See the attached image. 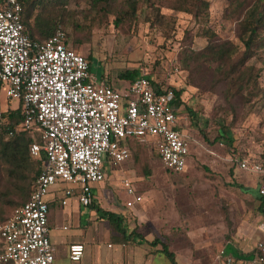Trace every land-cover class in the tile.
Segmentation results:
<instances>
[{"label": "rangeland", "instance_id": "obj_1", "mask_svg": "<svg viewBox=\"0 0 264 264\" xmlns=\"http://www.w3.org/2000/svg\"><path fill=\"white\" fill-rule=\"evenodd\" d=\"M48 1L34 15L43 10V16H53L72 48L93 57L91 72L98 79L103 75L110 85L121 87L125 82L120 75L138 70L164 87L182 91L179 112L189 145L186 171L169 173L151 147L138 146L128 161L104 172L108 192L101 199L106 208L121 216L127 231L167 244L181 264H220L227 249L241 255L255 253L264 213L255 200L256 191L245 193L233 184L256 187V177L241 171L240 162L264 167V50H256L247 62L258 74V90L256 97L244 100L231 97L227 102L226 87L215 82L211 70L195 71L193 80L199 88L190 86L189 73L180 67L186 48L199 51L207 45L206 38L199 37L203 28L212 29L216 41L243 50L237 37L243 18L239 7L229 0H204L209 3L204 23L191 12L176 9L181 0H135L133 22L115 27L113 13L127 10L128 0L111 2L110 14L91 0ZM262 2L247 0L246 4ZM29 23L33 24V17ZM17 104L0 91V111H11ZM221 127L229 129L232 143H213ZM145 169L149 177L144 176ZM123 177L143 196L133 209L123 207L127 199ZM20 200L7 167L0 162V226L14 215ZM161 260L166 262L163 256Z\"/></svg>", "mask_w": 264, "mask_h": 264}, {"label": "built area", "instance_id": "obj_2", "mask_svg": "<svg viewBox=\"0 0 264 264\" xmlns=\"http://www.w3.org/2000/svg\"><path fill=\"white\" fill-rule=\"evenodd\" d=\"M21 13L22 0H0V91L7 100L21 102L20 130L39 135L29 155L42 154L44 160L27 202L0 226V264H56L46 202L52 189L67 186L61 190L62 207L74 190L79 203L88 206L93 186L105 181L104 172L130 159L129 141L151 147L172 174L186 171L189 145L180 109H174L173 88L140 72L127 87L109 86L66 45L62 29L43 42L32 40ZM239 168L261 177L257 192L264 200L263 165L242 161ZM121 184L125 208L143 202L130 179L122 178ZM260 233L253 258L237 264H264V224ZM82 255L83 246L69 247L71 262L79 264ZM220 264L235 262L224 258Z\"/></svg>", "mask_w": 264, "mask_h": 264}, {"label": "trees", "instance_id": "obj_3", "mask_svg": "<svg viewBox=\"0 0 264 264\" xmlns=\"http://www.w3.org/2000/svg\"><path fill=\"white\" fill-rule=\"evenodd\" d=\"M43 1L45 0H22L21 13L22 23L28 36L31 39H36L42 42L51 37L56 29H62L61 26H57L59 22H56V19L53 16H43V10L40 14L36 13L34 15L36 9L42 5ZM56 1L61 4L66 3L65 0ZM91 1L96 4V6H99L100 4V9L105 14L111 13L112 10L110 6L111 2L114 0ZM229 1L230 4H235L234 6L236 9L239 7L241 13H243V18L238 22L237 36L243 46V50L241 52L237 51L234 45L230 42L216 41V33L212 29L203 28L199 37L206 38L207 45L199 51H192L189 48H186L182 52V58L180 60L181 70L189 73L188 83L192 87L199 88V85H196L193 80V76L195 77V71H201L202 69L211 70L212 78L215 82L217 84L223 83L225 85V99L227 102L230 101L231 97H237L241 100H244L246 97H256L255 92L258 90V74L255 73L252 66L247 65V62L253 58L254 54H256V50H264V2L248 6L246 4L247 0ZM48 2L51 1L49 0ZM127 5V10H120L113 13L115 27H120L133 22L136 16V1L128 0ZM208 8L209 3L204 0H181L176 9L183 12H191L196 19L204 20V23H206L208 18ZM32 17L33 24L30 25L29 20ZM65 40L66 45L73 49L68 41L67 35ZM83 58L88 62L89 70L91 71L93 57L89 55L88 57L83 56ZM138 76V70L124 71L120 75V79L124 80L126 84L124 83L123 86L121 84V87L129 86ZM99 79L105 81L103 75ZM106 84L112 86L108 82H106ZM173 90L176 100L174 103V109L177 110L181 105L182 91H176L174 88ZM187 111L192 115L191 111ZM1 114L3 120L0 123V162L7 167L10 182L15 190L19 191L21 197V202L18 207L19 209L29 198L33 184L41 171L44 158L42 154L40 155V158L36 159H32L29 155L30 145L39 142V140L36 135L34 136L32 133L20 130V125L23 123L22 104L21 107L15 111L7 110ZM222 141L228 143L233 142L232 135L227 127H221L219 129L218 137L215 138L213 143H222ZM138 146L144 145L129 141L131 156L132 151L135 148H138ZM144 176H150V172L146 169L144 170ZM233 185L236 188L246 191L241 185ZM257 200L261 201L259 198H257ZM259 209L261 210V213H264V203L262 201ZM106 219L109 222L112 231L119 234L124 241L130 240L133 236L139 241H144L142 236L135 234V232L127 234L123 226V220L120 216L106 212ZM149 245L152 247L160 245L161 250L159 253L162 254L170 264H178L175 260L174 254L170 252L167 244L158 240H153Z\"/></svg>", "mask_w": 264, "mask_h": 264}, {"label": "crops", "instance_id": "obj_4", "mask_svg": "<svg viewBox=\"0 0 264 264\" xmlns=\"http://www.w3.org/2000/svg\"><path fill=\"white\" fill-rule=\"evenodd\" d=\"M16 102H18L17 108H12V111L21 107V102ZM31 133L34 136L36 135L39 140L37 132ZM240 170L256 177V187L252 189L244 188L246 190L244 192L249 193V191L252 190L257 192V186L261 177L249 171ZM100 184L93 186V201L88 206H82L79 203L76 197L78 191L74 190V194L70 196L67 201V206L62 207L61 201L64 197L61 190L67 188L64 184H59L46 196V202L49 207V239L54 248L56 264H75L68 258V249L71 245L83 246V255L79 264H170V262L159 253L161 250L160 245L156 247L149 245L152 240L142 237L144 241H139L133 236L130 240L124 241L119 234L112 231L110 224L106 219V212L115 214V210H109L106 208L104 201L101 199V195L102 193H105V191L107 193L108 189L106 190L105 181ZM257 198L264 203V200L259 197L258 192ZM257 198H255L256 201H258ZM261 201H258L259 207ZM123 207L125 208V202H123ZM125 209L128 210L127 208ZM115 215L120 216L118 214ZM261 226L258 228L259 233ZM64 227L66 229H63ZM126 232L127 234L135 232V234L141 236V234L134 230H126ZM110 245L111 247H109ZM224 251H222L223 254L221 257L230 258L235 263L248 261L252 259L255 254L241 255L238 252L229 249ZM162 256L166 259V262L161 260ZM175 260L178 264H181L177 261L176 256Z\"/></svg>", "mask_w": 264, "mask_h": 264}]
</instances>
